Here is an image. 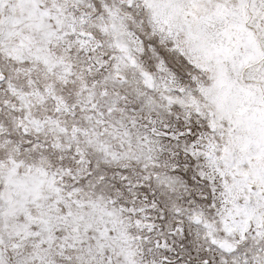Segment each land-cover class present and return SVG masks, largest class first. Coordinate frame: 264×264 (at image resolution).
<instances>
[{
	"label": "snow or ice",
	"instance_id": "snow-or-ice-1",
	"mask_svg": "<svg viewBox=\"0 0 264 264\" xmlns=\"http://www.w3.org/2000/svg\"><path fill=\"white\" fill-rule=\"evenodd\" d=\"M0 264H264V0H0Z\"/></svg>",
	"mask_w": 264,
	"mask_h": 264
}]
</instances>
